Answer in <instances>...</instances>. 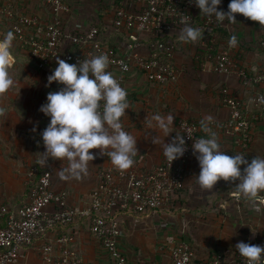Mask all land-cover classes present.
Returning <instances> with one entry per match:
<instances>
[{
	"label": "crops",
	"instance_id": "crops-1",
	"mask_svg": "<svg viewBox=\"0 0 264 264\" xmlns=\"http://www.w3.org/2000/svg\"><path fill=\"white\" fill-rule=\"evenodd\" d=\"M6 2L13 6L15 18L23 12L41 17L49 13L42 0H0V6ZM116 3L117 0H71V3H68L71 12L66 19L67 25L86 26L101 22L104 27L109 28ZM107 6H113V9ZM5 19L0 14V25L4 24ZM221 28L224 31L215 35L218 38L215 43L218 42L219 48H231L240 64L247 69L264 67V35L260 26L240 16L235 22ZM233 35L236 36L237 43L230 46L228 41ZM175 36L176 47L171 60L180 69L179 78L175 83H150L140 74L130 73L123 85L127 92L129 108L121 118L122 127L136 138L137 149L132 161L134 162L139 154H144L146 161L150 163L159 160L163 155L161 145L163 142H170L178 118L191 119L197 122L200 128V120L209 115L212 117L210 133L217 137L221 151L229 155L244 156L248 162L255 156L264 157V119L253 121L252 140L243 147L237 144L234 136L223 131L222 123L228 118L229 110L218 100L220 90L227 86L234 96L240 98L253 111L252 100L258 86L244 84L235 73L215 71L205 57L201 37L194 42H185L180 34ZM11 65L9 63V66ZM22 85L27 86V83ZM23 86L18 90L9 87L0 92V205L18 204L19 202L13 203L16 199L23 200L19 203L22 205L29 200L27 184L32 178H28L29 181L26 178L28 166L37 163L45 150L40 133L49 123V117L39 109L46 102V97L42 90ZM22 93L25 96L18 97ZM19 98L23 100L19 102ZM169 113L173 114L174 119L173 124L168 126L167 135L158 128L153 117L157 114L166 117ZM157 135L160 142L155 144L152 137ZM89 151L94 153V159L88 164L87 175H82L80 179H60L58 173L67 166V162L48 159L52 165L57 164L52 167L55 188L66 189L70 202L81 206L88 203L89 192L98 180L97 174L103 167L112 165L107 155L100 153L99 149ZM240 167L242 170L244 165ZM199 171L196 156L192 154L185 186L172 194L165 208L160 211H147L141 215L126 214L122 221L124 230L119 241L129 264H174L166 241L170 234L188 240L195 248V255L205 257L215 250L234 246L245 238L261 233L264 229V209L255 210L254 200L242 196L235 185L238 179H221L213 189L205 190L196 182ZM257 194L264 195V191ZM157 214L166 222L160 230L161 235L155 225L154 229L145 225L148 230L143 234L136 230V223L147 219L150 221ZM74 226L76 230H81L74 246L84 256L86 264H113L111 255L89 231L87 222L82 220L81 223L78 220ZM140 237L144 238V242L139 241ZM46 238L47 236L38 237L33 244L24 247L15 264H42L38 247Z\"/></svg>",
	"mask_w": 264,
	"mask_h": 264
},
{
	"label": "built area",
	"instance_id": "built-area-1",
	"mask_svg": "<svg viewBox=\"0 0 264 264\" xmlns=\"http://www.w3.org/2000/svg\"><path fill=\"white\" fill-rule=\"evenodd\" d=\"M228 3L229 0H221L217 8L226 12ZM42 4L49 12L46 16L23 12L18 14L11 27L15 40L28 47L37 66L42 68L57 57L75 64L85 58L107 54L108 70L122 87L130 73H138L150 83L170 84L178 80L180 69L171 57L176 47L173 35L180 34L182 18L208 34L230 23L227 20L218 23L214 16H204L191 0H119L105 36L122 30L128 37L117 36L115 45H109L101 39L98 22L68 26L66 19L71 6L63 0H42ZM0 11L7 16L16 14L11 4ZM235 16L237 19L243 14L236 13ZM246 19L260 26L264 35V27L259 22ZM210 42L201 41L205 57L215 71L235 73L244 84L258 86L252 100L253 111L227 86L218 95L219 102L229 110L228 118L222 123L223 130L234 136L237 144L246 146L252 140L253 121L264 119V102L259 99L264 97V67L261 71L256 67L247 69L231 48L215 47L214 38ZM14 60L10 53L9 63ZM176 133H180L185 141V151L180 158L170 163L162 155L150 163L144 154H139L125 170H118L113 165L103 167L97 174L96 185L89 192V202L82 206L71 203L68 191L56 189L51 171H44L31 188L29 200L16 213L6 205H0V217L7 213L6 225L0 226V247L3 248L0 264H15L22 249L41 236H47L38 247L42 264H84L83 258L70 246L73 235L59 233L56 229L83 217L90 218L89 231L111 255L112 263L129 264L119 241L126 214L157 211L169 203L174 192L185 186L192 144L202 136L198 134L199 126L188 118L177 121L170 142ZM253 200L255 209H264V195H257ZM166 241L174 264H245L235 245L227 246L209 258L195 260L187 241L173 234L168 235ZM242 241L264 246V229L257 236Z\"/></svg>",
	"mask_w": 264,
	"mask_h": 264
},
{
	"label": "clouds",
	"instance_id": "clouds-1",
	"mask_svg": "<svg viewBox=\"0 0 264 264\" xmlns=\"http://www.w3.org/2000/svg\"><path fill=\"white\" fill-rule=\"evenodd\" d=\"M191 2L199 8L200 13L206 17L214 16L218 23L225 20L235 22V14L240 13L264 27V0H229L226 12L217 8L221 0ZM181 24L183 41L194 42L200 38L199 28L191 26L183 18ZM14 39L12 30L0 38V92L13 83L8 75V66ZM228 43L235 46L236 36H231ZM109 64L107 54L85 58L75 64L57 57V65L47 77V84L55 81L63 87L47 93L46 102L40 106L39 110L49 117V123L40 133L45 150L37 164L45 165L49 158L66 161L67 166L58 173L62 180L80 179L82 175H87L88 164L94 159L90 149H99L121 171L133 162L136 138L122 127L121 122L125 110L129 108L127 92L108 70ZM259 99L264 102V97ZM153 119L158 128L168 135L173 114L169 113L166 117L157 114ZM211 122L210 115L203 117L199 122L201 130L210 133ZM152 142H160L158 135L152 137ZM161 147L164 157L171 163L184 154V137L176 133L171 142H163ZM192 149L200 167L196 182L201 189L211 190L221 179H238L235 185L246 199L253 200L258 192L264 191V157L255 156L248 162L239 154L229 155L220 150L214 133L195 140ZM241 165H244L242 170ZM235 248L245 259V264L264 262V246L240 241Z\"/></svg>",
	"mask_w": 264,
	"mask_h": 264
},
{
	"label": "trees",
	"instance_id": "trees-1",
	"mask_svg": "<svg viewBox=\"0 0 264 264\" xmlns=\"http://www.w3.org/2000/svg\"><path fill=\"white\" fill-rule=\"evenodd\" d=\"M63 1L66 2L67 4L68 3H71V0H63ZM117 2H118V0H117ZM7 5L8 4L6 2V4H3L0 7L1 8H4ZM113 6L112 7H108L107 6V7L110 8V9H113ZM0 14L2 16H4V18H6L4 20L5 21L4 24L3 25H0V38H2V36H3L4 33H6L8 30H11V27H12L13 23L16 21L17 18H15L14 15L13 16H7L5 13H3L1 11H0ZM199 15L197 17V20L198 21L200 19ZM13 18H14V20H13ZM98 26L100 28L99 30H100L101 39H103V42L104 43H107L109 45H115V39H112L114 37H117V36L128 37L127 32L126 31H122V30H115V31H113V33L110 36H108V35L105 36V33H107L106 32V27H104L101 22L98 23ZM222 31H224V30L221 27L216 28L212 33H209V34L201 31V34L202 35L200 36L201 37L200 39H205L207 41V43L210 44L211 43L210 41H211L212 38H215V41H218V38L215 37V35H216L217 32L222 33ZM175 37L177 38V36L173 35V38L174 39H175ZM156 39L157 38H155L154 40H156ZM214 46L215 47H218V42L214 43ZM28 51L29 50H28V47L27 46H24L20 41L14 39L10 53L15 57V61L12 63L11 66H8V75H9V77L10 76H13V77H16V78L11 79L13 83L10 86V89H14V90L21 89V87L23 86L22 83H27V86H23V87H29L30 86V87H33V89H35L37 91L42 90V93H43L44 97H46L47 96V93L54 92V91H58L60 88H62L63 85L62 84H58L55 81H53L50 85L47 84V77H48L49 74H51L52 70L56 67L57 60L52 61L49 64H47L46 66L40 68V67L37 66L36 60L30 55V53ZM60 59H62V58H60ZM29 62H31L32 64H34V66H32L31 64H29ZM35 67H36V69H35ZM256 68H257V71H261V69H262L261 66L260 67H256ZM254 73L255 72H253L251 74H254ZM24 96L25 95L22 93V94H19L18 97H22L23 98ZM22 100L23 99L19 98V102H21ZM179 119L180 118H178L176 120V123L175 124H177V121ZM195 123L198 125L197 122H195ZM174 129H176V125H175V128ZM198 134L201 135L202 137L207 136L206 133H204L203 131H201L200 128H199V133ZM49 160H51V159H49ZM49 160H48V163L45 164V165H38L37 163H35V164L31 163V165L28 166L29 169H28L26 178H27V180H28V178H29V180H30V178H32V181L27 184L28 193H30L31 188L37 184L39 177L41 176V174L44 171L49 170L52 173V167H55L57 164L52 165L49 162ZM62 190L67 191L66 189H62ZM18 202L19 203H22L23 200L16 199L15 201H13V203H18ZM19 203L18 204H15V205H13L12 203L10 205L9 204H4V205H6L9 210L14 211L16 213L18 211V208L21 206V204H19ZM78 220L81 223H82V220H83V221H85V222L88 223V226L90 225V218L89 217L79 218ZM78 220H76V221H74L71 224L66 225V226H59L56 229H58V232L59 233H62L63 232V233H68L70 235L71 234L73 235L74 240L72 241V243L70 244V246H71L72 249H74L76 251L77 256H80V257L83 258L84 264H86L85 263L84 256L74 246L75 243H76L75 239L78 238V233L80 234V232H81V230H79L78 228L76 230V228L74 226L75 222H77ZM6 223H7V213L4 214L2 217H0V226L3 227V226L6 225ZM87 229L88 228H86V230ZM47 241L50 242V240H48V239H47ZM191 247H192V249L194 251L195 248L193 246H191ZM223 249H221V250L220 249L219 250H215L214 252L210 253L208 256H205V257H203V256L202 257H197L195 255V252H194V259L195 260H199V259H206L207 257L209 258L214 253H220V252H222ZM1 250H3L2 247H0V251Z\"/></svg>",
	"mask_w": 264,
	"mask_h": 264
},
{
	"label": "rangeland",
	"instance_id": "rangeland-1",
	"mask_svg": "<svg viewBox=\"0 0 264 264\" xmlns=\"http://www.w3.org/2000/svg\"><path fill=\"white\" fill-rule=\"evenodd\" d=\"M29 64H31L32 66H34V64H32L31 62H29ZM35 69H36V67H35ZM38 69V68H37ZM258 195V194H257ZM165 208V207H164ZM162 209V208H161ZM255 210H257V209H255ZM158 211H160V209L158 210ZM161 216V215H160ZM160 216H159V214H157L156 215V217H153L150 221L147 219V220H145L144 222H141V221H139L138 223H136L137 225L136 226H138V229L136 228V230H140V231H138V232H140V233H142L143 234V232L144 231H147L148 230V228L145 226V225H147L148 227H150V228H153L154 227V225L155 226H157V232L161 235V232H160V230H161V228L163 229V225H164V223H166L165 222V220H161L160 219ZM161 218H162V216H161ZM160 222H161V226H160ZM167 222H169V220L167 219ZM141 223V224H140ZM158 225L160 226V227H158ZM263 227H264V222H263ZM144 228H146V229H144ZM143 229V231H141ZM154 229V228H153ZM157 233V234H158ZM158 234V235H159ZM260 234V233H259ZM157 235V236H158ZM258 235V233L256 234V235H254V237L255 236H257ZM142 236H144V235H142ZM145 237V236H144ZM158 237H160V236H158ZM251 238H253V237H251ZM144 238H139V241H143L144 242V240H143ZM183 240H186V239H183ZM186 241H188V240H186ZM189 242V241H188Z\"/></svg>",
	"mask_w": 264,
	"mask_h": 264
}]
</instances>
